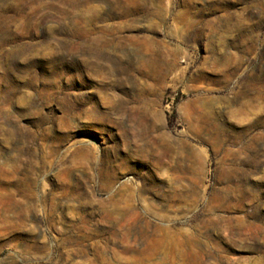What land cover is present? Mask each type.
Segmentation results:
<instances>
[{
    "label": "rangeland",
    "instance_id": "374dc122",
    "mask_svg": "<svg viewBox=\"0 0 264 264\" xmlns=\"http://www.w3.org/2000/svg\"><path fill=\"white\" fill-rule=\"evenodd\" d=\"M0 264H264V0H0Z\"/></svg>",
    "mask_w": 264,
    "mask_h": 264
},
{
    "label": "bare ground",
    "instance_id": "6f19581e",
    "mask_svg": "<svg viewBox=\"0 0 264 264\" xmlns=\"http://www.w3.org/2000/svg\"><path fill=\"white\" fill-rule=\"evenodd\" d=\"M97 49V48H96ZM99 49V48H98ZM101 50V49H100ZM206 118V117H205ZM203 121V120H202ZM211 131V130H210ZM238 224V223H237ZM199 253V252H198ZM199 258V257H198ZM191 260V259H190ZM196 261H197V259H196ZM199 263V262H198Z\"/></svg>",
    "mask_w": 264,
    "mask_h": 264
}]
</instances>
